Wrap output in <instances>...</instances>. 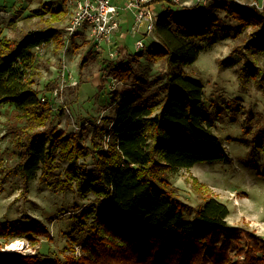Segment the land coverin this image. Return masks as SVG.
I'll return each mask as SVG.
<instances>
[{"label": "trees", "instance_id": "16d2710c", "mask_svg": "<svg viewBox=\"0 0 264 264\" xmlns=\"http://www.w3.org/2000/svg\"><path fill=\"white\" fill-rule=\"evenodd\" d=\"M213 4L238 23V31L251 28L243 42L246 62L241 70L257 77L256 59L264 55V8L234 0ZM42 6L49 14L44 25L17 37H0V106L8 108L6 128L18 149L15 166L24 183L40 170L42 180L51 186L93 194L96 207L82 213L91 216L86 238L76 241L83 255L0 249V264H203L204 258L207 264H264V239L249 230L241 229L244 242L236 258L212 242L215 231L238 230L227 224L229 209L224 202L210 195L192 206L177 195L168 178L169 172L196 163L229 159L222 140L210 128L203 85L184 69L201 50L197 40L212 44L219 18L207 8L176 16L163 8L153 29L159 43L134 54L117 44L115 58H102L105 72L124 81L131 73V55L163 61L167 72L152 89L135 86L139 79L134 76L132 88L119 96L114 93V113L102 118V124L95 123L90 136L94 169L88 170L79 164L86 154L80 136H65L55 126L57 112L48 103L50 95L35 87L40 55L36 48L63 45L60 24L68 18L64 6L49 1ZM253 136L254 148L264 154V126ZM57 159L67 165L63 176L50 182ZM189 211L191 217L186 216ZM73 217L79 226L81 219ZM21 236L31 242L51 238L47 226L31 217L29 222L0 220V247Z\"/></svg>", "mask_w": 264, "mask_h": 264}, {"label": "rangeland", "instance_id": "374dc122", "mask_svg": "<svg viewBox=\"0 0 264 264\" xmlns=\"http://www.w3.org/2000/svg\"><path fill=\"white\" fill-rule=\"evenodd\" d=\"M47 1L54 6H64V0H0V37H17L48 22L49 14L42 6ZM234 1L264 8V0ZM152 4L157 12L167 8L175 16L207 8L219 18L212 44L197 40L201 50L196 60L184 69L202 83L203 108L210 115V128L222 140L229 159L196 163L189 168L169 172L168 178L177 195L192 206L210 195L227 205L229 214L226 222L238 230L231 233L215 231L212 242L227 248L230 256L236 258L244 242L241 229L264 239V154L255 149L253 143V133L264 126V55H258L256 59L258 68L254 72L257 77L249 75L247 69L241 70L246 62L243 42L251 28L238 31V23L218 10L213 0H156ZM119 19L120 30L126 33L125 37L121 38L120 32L116 31L110 43L103 42L100 50L81 34L66 42L67 19L60 24L65 41L63 45L54 43L36 48L40 55L35 87L50 95L48 103L57 112L55 126L65 136H80L86 154L79 159V164L88 170L94 169L90 136L95 123L102 124V118L114 113V93L119 96L125 89L132 88L134 76L139 79L135 86L152 89L156 80H164L167 72L165 62L150 59L146 54L129 57L131 73L126 81L105 72L102 58L117 50V44H124L128 52L134 54L140 52L135 46L137 39L142 38L145 44L143 53L152 43H159L155 31L143 34L145 24L140 32L130 29L134 20L132 11H120ZM63 64L71 78L65 75L64 83L67 85L56 97L52 91L60 81L63 82L57 70ZM70 79L76 84L69 85ZM7 110L6 105L0 106V157L3 159L0 164V220L29 222L31 217L47 226L51 238L41 236L37 242H31L21 236L9 241L21 239V248L7 250L6 243L0 249L25 254L36 251L43 256L51 253L60 257L83 255L76 241L82 242L87 236L86 223L91 216L85 218L82 213L96 207L94 195H81L70 186L64 189L51 186L42 180L40 170L24 183L15 166L18 149L6 128ZM54 163L56 168L50 182L63 176L67 165V161L60 159ZM191 212L186 216L191 217ZM73 216L81 219L79 226L74 223ZM207 263L204 258L203 264Z\"/></svg>", "mask_w": 264, "mask_h": 264}, {"label": "built area", "instance_id": "2783aa9c", "mask_svg": "<svg viewBox=\"0 0 264 264\" xmlns=\"http://www.w3.org/2000/svg\"><path fill=\"white\" fill-rule=\"evenodd\" d=\"M64 0V7L68 9V18L66 22V42L71 39L73 34H81L92 42L93 46L100 50L103 42L109 44L111 36L116 32H120V37H125L126 33L120 30L121 24L119 19L120 11H132L134 20L130 29L135 32H140L142 25L145 24L144 33L153 32L154 23L158 12L155 10L150 0ZM65 42V41H64ZM136 49L143 50L145 44L141 39L135 41ZM118 51H110L108 57L115 58ZM60 73V83L52 91L57 97L58 92L67 84L64 83L65 75L71 78L66 73V67L63 65L57 69ZM76 84V81L68 83ZM42 102L47 100L45 95L40 97Z\"/></svg>", "mask_w": 264, "mask_h": 264}, {"label": "bare ground", "instance_id": "6f19581e", "mask_svg": "<svg viewBox=\"0 0 264 264\" xmlns=\"http://www.w3.org/2000/svg\"><path fill=\"white\" fill-rule=\"evenodd\" d=\"M23 245V241H21V239H14L11 242H8L5 247L7 250H16L21 248Z\"/></svg>", "mask_w": 264, "mask_h": 264}]
</instances>
